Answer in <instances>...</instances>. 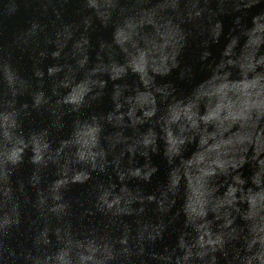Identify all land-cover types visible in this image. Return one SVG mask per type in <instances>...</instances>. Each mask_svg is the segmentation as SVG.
<instances>
[{"label": "water", "instance_id": "95a60500", "mask_svg": "<svg viewBox=\"0 0 264 264\" xmlns=\"http://www.w3.org/2000/svg\"><path fill=\"white\" fill-rule=\"evenodd\" d=\"M0 264H264V0H0Z\"/></svg>", "mask_w": 264, "mask_h": 264}]
</instances>
